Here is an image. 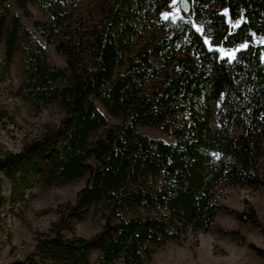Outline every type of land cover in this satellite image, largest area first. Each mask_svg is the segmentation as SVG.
<instances>
[{
  "label": "trees",
  "instance_id": "1",
  "mask_svg": "<svg viewBox=\"0 0 264 264\" xmlns=\"http://www.w3.org/2000/svg\"><path fill=\"white\" fill-rule=\"evenodd\" d=\"M189 1V13L164 18L168 0H0L6 11L13 2L26 15L27 3L44 12L32 48L22 49L17 95L62 113L19 151L0 148V174L10 183L0 208L24 201L34 180L46 188L87 176L73 202L45 210L56 219L33 249L8 264H146L167 242L212 230L221 210L264 234L253 213L215 199L221 186L264 189V0ZM84 3L93 4L91 17L75 22L72 11ZM6 11L7 70L21 35L19 13L9 27ZM44 44H54L64 66L47 60ZM242 44L232 58L218 50ZM106 114L119 122L109 125ZM89 212L103 219L101 229L77 235L75 221Z\"/></svg>",
  "mask_w": 264,
  "mask_h": 264
},
{
  "label": "rangeland",
  "instance_id": "2",
  "mask_svg": "<svg viewBox=\"0 0 264 264\" xmlns=\"http://www.w3.org/2000/svg\"><path fill=\"white\" fill-rule=\"evenodd\" d=\"M28 15L18 9L14 3L8 5L7 11L0 6V11H6L7 24L12 26L14 14L20 17V41L13 60L6 70L3 53L4 40L0 39V148L13 152L19 151L23 144L44 133L47 129L59 124L62 116L57 104H31L23 101L18 95L22 72V49L32 48L30 39H36L34 21H45L44 12L35 4L27 3ZM93 4L79 5L73 12L75 22L90 18ZM166 18L180 16L179 0H168V8L161 12ZM202 31L201 27H198ZM208 47L212 48L209 38L204 36ZM47 60L58 67L65 64V58L58 53L54 44H44ZM225 49L218 47L221 56L232 58L239 48ZM103 111V110H102ZM109 125L119 122L116 117L106 114ZM140 133L154 138L171 141V136L149 126H139ZM258 169L264 175V148L260 149ZM87 176L80 177L66 184H56L41 187L35 180L25 188V200L15 205L7 199L0 208V263L8 264L15 259H23L34 247L37 233L47 231L51 222L56 219L54 212H45L60 203L73 202L77 191L84 186ZM0 193L6 198L10 195V183L0 174ZM215 199L218 203L230 209L253 213L258 223L264 227V189L262 187L221 186L216 190ZM252 208V211L250 210ZM103 224V219L87 213L81 220L75 221V233L91 237L97 233ZM237 231L244 239H235L231 234H222L220 230ZM252 243L264 251V234L260 228L251 224L239 222L233 216L219 211L215 217L212 230L208 232H189L182 242H167L160 247L146 264H264V257L259 256L248 244ZM97 252L91 255L95 261Z\"/></svg>",
  "mask_w": 264,
  "mask_h": 264
},
{
  "label": "water",
  "instance_id": "3",
  "mask_svg": "<svg viewBox=\"0 0 264 264\" xmlns=\"http://www.w3.org/2000/svg\"><path fill=\"white\" fill-rule=\"evenodd\" d=\"M179 8L183 13H189L191 10V3L189 0H179Z\"/></svg>",
  "mask_w": 264,
  "mask_h": 264
}]
</instances>
